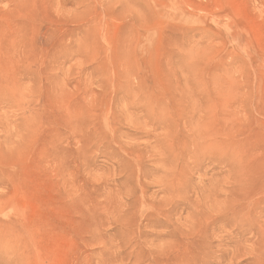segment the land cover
Masks as SVG:
<instances>
[{
	"label": "rangeland",
	"instance_id": "obj_1",
	"mask_svg": "<svg viewBox=\"0 0 264 264\" xmlns=\"http://www.w3.org/2000/svg\"><path fill=\"white\" fill-rule=\"evenodd\" d=\"M0 264H264V0H0Z\"/></svg>",
	"mask_w": 264,
	"mask_h": 264
}]
</instances>
